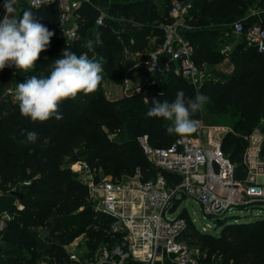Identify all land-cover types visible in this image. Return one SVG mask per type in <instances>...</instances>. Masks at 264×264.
I'll list each match as a JSON object with an SVG mask.
<instances>
[{
    "label": "trees",
    "instance_id": "16d2710c",
    "mask_svg": "<svg viewBox=\"0 0 264 264\" xmlns=\"http://www.w3.org/2000/svg\"><path fill=\"white\" fill-rule=\"evenodd\" d=\"M171 1L113 3L109 13L129 19L119 34L104 23L96 27L100 11L84 5L78 10L79 36L72 40L58 27L59 10L55 5L33 7L27 0L19 5L20 16L30 9L55 35L45 57L40 56L31 71L17 68L14 71L12 67L0 70V186L4 191L19 187L17 192L21 194L18 197L21 207L10 210L13 214L2 234L1 264H36L43 257L55 264H69L67 246L81 234L90 256L99 245L113 244L118 239L109 229L111 218L94 211L88 199V185L71 164L84 161L92 170L113 178L137 171L144 179L156 176L158 168L150 162L138 138L147 135L152 146H167L178 136L167 134L169 125L165 120L146 116L154 97L172 101L180 89L189 97H194L197 91L207 95L217 117L232 118L234 130L240 133H227L223 149L236 163L237 178L244 179L243 154L247 146L244 135L257 127L264 133V52L248 47L242 38L229 53L232 69L213 70V78L199 86L171 70L160 74L144 92H130L116 99L105 95V78L122 84L126 66L133 61L148 60L150 52L162 42L163 24L171 18ZM256 2L264 7V0H192L187 19L192 27L184 34L193 45L194 59L201 69L204 64L214 66L225 58L221 51L222 43L228 40V37L224 40L225 32ZM222 25L228 26L225 29ZM95 33L99 36L96 59L104 68L98 90L62 102L63 119L59 121L52 118L41 123L22 117L15 97L11 99L8 93L12 83L23 82L19 75L27 79L35 69H38L36 76L49 74L63 49L77 55L88 51L86 44ZM151 38H155L153 43ZM126 51H139L141 55L122 65ZM145 97L149 99L147 103ZM200 116L197 112L193 118L200 120ZM26 131L39 134L35 144L25 142ZM180 215L188 221L184 237L197 245L188 234L196 227L190 214L182 209ZM217 224L222 227L220 232H203L205 239L198 245L206 254L203 264H264V215L239 222L220 219ZM40 228L47 229L54 239L47 241L39 233ZM3 238L8 240L6 244ZM128 264L140 262L130 259Z\"/></svg>",
    "mask_w": 264,
    "mask_h": 264
},
{
    "label": "built area",
    "instance_id": "2783aa9c",
    "mask_svg": "<svg viewBox=\"0 0 264 264\" xmlns=\"http://www.w3.org/2000/svg\"><path fill=\"white\" fill-rule=\"evenodd\" d=\"M29 4L33 7L55 5L59 10L58 27L71 40L79 36L80 0H29ZM192 7V0L171 1V18L163 24L162 42L150 52L145 64L153 75L166 73L160 58L166 55L167 62H173L175 73L199 86L208 77L194 59L193 45L184 34L192 27L187 20ZM104 17L105 13H100L96 24H103ZM234 30L248 47L264 52L262 24L245 25L238 20ZM88 55L96 58V53L88 52ZM230 132L240 135L226 124L206 126L201 123L194 134L178 136L167 146H152L147 135L139 137L148 159L158 168L156 176L148 179H144L140 171L126 178H113L92 170L84 161L72 163V169L78 171L81 180L88 185V199L94 211L111 218L109 229L118 239L113 244L99 245L92 256L86 246L70 243L67 246L69 261L128 264L132 259L140 264H154L158 256L169 253L173 257L170 264H203L205 252L184 237L187 219L180 213L171 217L177 202L188 196L196 198L205 214L216 223L224 219L231 208L264 202V133L257 127L244 135L246 175L239 179L236 163L223 149L224 137ZM10 217L7 213L0 215V243ZM41 264L55 263L42 261Z\"/></svg>",
    "mask_w": 264,
    "mask_h": 264
},
{
    "label": "clouds",
    "instance_id": "9594fccd",
    "mask_svg": "<svg viewBox=\"0 0 264 264\" xmlns=\"http://www.w3.org/2000/svg\"><path fill=\"white\" fill-rule=\"evenodd\" d=\"M18 0H4V14L0 18V70L6 67L28 72L34 69L41 52L46 51L54 31L41 23L28 9L22 15H15ZM88 52H93L95 42L88 41ZM88 52L63 49L62 55L54 60L49 74L32 75L18 83L15 100L22 117L32 122H46L52 118L63 119L60 105L65 100H75L78 95L95 93L103 80V65ZM145 97V102H148ZM209 97L197 91L194 97L186 96L185 91H177L174 100L151 99V107L146 112L149 118H161L171 123L166 128L169 135L183 136L194 133L201 121L194 119L197 112L203 111ZM39 138L36 131H26L27 143L35 144Z\"/></svg>",
    "mask_w": 264,
    "mask_h": 264
},
{
    "label": "rangeland",
    "instance_id": "374dc122",
    "mask_svg": "<svg viewBox=\"0 0 264 264\" xmlns=\"http://www.w3.org/2000/svg\"><path fill=\"white\" fill-rule=\"evenodd\" d=\"M26 2V0H18V4L20 5L21 3ZM228 40H238L237 38H235L234 34H229ZM91 41L95 42V44H99V38L95 39L94 37L90 39ZM89 40V41H90ZM224 45V43H222ZM46 51L41 52L40 56L41 57H45ZM141 55V52H139L138 55H124V58L122 59L123 61H121V64L124 65L126 63V61H132L134 59H138V56ZM137 62V61H136ZM135 61L131 62V64L136 63ZM128 64L126 66L125 69V73H124V80L129 79L127 85L125 86V94L128 93L129 91H136L134 89H136V87L138 85H145L147 83H151L156 81V78L160 75H153L150 74L147 70V72L144 69V65L142 63H140L138 66H135L132 69H128L129 65ZM16 69V68H15ZM14 69V71H15ZM128 69V70H127ZM138 69V71L136 70ZM13 71V72H14ZM31 71V70H30ZM15 73V72H14ZM13 73V75H14ZM36 73H38V69L33 70L31 72L32 75H36ZM205 73L206 76L213 78L212 76L214 75L211 67H208L207 69H205ZM142 76H144L145 78L141 80ZM19 77L21 78V80H26L25 76H21L19 75ZM147 81V82H146ZM18 85V83L16 82V84L12 83V86H10L9 88L11 89V93L10 94V98L13 99L15 97V89L16 86ZM107 90L109 89V87H106ZM144 88L142 87L141 89H138V91H143ZM123 91V90H122ZM124 93V92H123ZM116 94V95H120ZM110 96H116L113 94H109ZM201 116H200V120L201 123L203 125H213V124H226L229 125L231 127H233V119H219L217 117V115L215 114L214 110L212 109V107L210 106L209 102L206 103L203 111L200 112ZM166 121V120H165ZM170 121H166V124H170ZM195 133V132H194ZM191 133V134H194ZM177 136V135H175ZM126 174H123L121 177L126 178ZM17 189L19 190L20 188L17 187ZM12 191H17L16 189H12L11 191H4L2 189V187L0 186V193H12ZM13 194V193H12ZM14 195V194H13ZM17 197V196H16ZM19 203V202H18ZM254 205V206H253ZM253 205H248L247 207L244 206H238V207H234L231 208L229 210L226 211V213L224 214V219H226L228 222H239V221H245V220H251L256 218L258 215H264V202H259ZM16 207L18 208L19 206L16 205ZM182 209H186L188 211V213L190 214L194 224L196 225V227L194 229H190V231H188L189 234V238L197 245H201V242L205 239L203 237V232H210V233H219L221 230V226L218 225L215 221L214 218H211L210 216L206 215L202 204L200 203V201H198L196 198L192 197V196H188L185 198H181L177 204H176V208L174 209V211L171 213V217L172 216H177L178 213L181 212ZM11 210V209H10ZM10 212V216L13 214L11 211ZM187 212L184 213V215H186ZM198 228V229H197ZM48 230L45 228H40L39 229V233L41 234L42 237H44L45 239H47V241H51L54 238L50 235L47 234ZM82 234L80 236H78L77 238H81ZM6 241L8 242V240H6V238H3V243L6 244ZM83 241V238H82ZM79 243H77V245H79V247H81V241H78ZM71 249L73 250V246H71ZM42 261H50L49 258H41L36 264H41ZM52 263V262H51ZM1 264V263H0Z\"/></svg>",
    "mask_w": 264,
    "mask_h": 264
},
{
    "label": "crops",
    "instance_id": "0c3cea01",
    "mask_svg": "<svg viewBox=\"0 0 264 264\" xmlns=\"http://www.w3.org/2000/svg\"><path fill=\"white\" fill-rule=\"evenodd\" d=\"M1 1L2 0H0V2ZM80 1H81L80 8L83 7L84 5H86V6L88 5L90 7L98 9L100 11L99 13L104 12L105 13L104 24L107 25L108 28L110 30H112L113 32H115L116 34H119L121 31H123L125 29L126 24L129 22V19L127 17H125V16H119V15L110 14L109 13L110 6L113 3H115V2H131V1H136V0H80ZM157 1H161V0H157ZM3 3L0 4V18H2L3 14H4ZM27 4H29V0H27ZM16 8H17V11H16L15 15L18 17V16H20V12H21V9H20V6H19L18 3L16 5ZM240 20L243 21L245 23V25L253 24V23H260V24H262L264 26V7L258 6V2H256L253 6H251L247 10L246 14ZM234 23L229 25L230 31L229 32H227V31L225 32L224 40L227 39V36H229V34H234L235 38H237L238 40L240 39V37L236 34V32L234 30ZM222 26H223V28L226 29V27L228 25H222ZM96 27H97V24H96ZM214 27H216V26H214ZM94 38L95 39L99 38L97 33H95ZM154 39L155 38H151L150 39V43H153ZM238 40L237 41L236 40H234V41L226 40L225 42H223L224 45H223L221 51L225 53V58L221 62L215 64L214 66H210L208 64H204V70L207 69L208 67H211L212 71L217 69V71L224 70L226 72H229L232 69V66H233L231 64V62H230V54L229 53L232 51L233 47L236 45ZM96 45L97 44H95L94 51L91 52L92 54L96 53ZM126 53H127V55H135V54L138 55L139 51L135 52V53H129L128 51H126ZM160 58H161V63H163V65L166 66V72H168L170 70H174L173 69V66H174L173 62L172 61L171 62H167L168 56L161 55ZM140 63H142L144 65V69L146 71L147 69H146L145 61H140V62L137 61L136 63L129 65L128 69H132L135 66H138ZM136 70L138 71V69H136ZM144 78L145 77L142 76L141 80L144 79ZM208 78H209V76H208ZM128 80L129 79H127V80L125 79L122 84H117V83L113 82L111 79L105 78L103 80V89H104L105 95L108 98H111V99H116V98L122 97L123 95H125V92H126L125 91V86L129 82ZM153 83L154 82L147 83L145 85H138L136 87V89H134V90L138 91L137 88L141 89L142 87L143 88H145L147 86L150 87ZM106 87H109V89L107 90ZM143 90L145 91V89H143ZM10 91H11V89H9L8 93H11ZM136 91H129L128 93H130V92L133 93V92H136ZM119 93H121V94L120 95H116V94H119ZM109 94H113V95H116V96H110ZM14 189L18 190L17 188H14ZM16 205L21 207V203H20V200H19L18 197L13 195L11 192L8 193V194L0 193V215L5 214V213L10 215L9 210L12 209ZM82 238H83V241H82ZM79 240L81 241V243H80L81 246L84 247L85 246L84 236H81V238H79V239L76 238L72 242V244L76 245L77 243H79L78 242ZM0 248H1V244H0ZM1 256H2V254H0V257ZM172 258L173 257H172L171 254L164 253L163 255L158 256L155 259L154 264H170L171 261H172ZM69 264H80V262L79 261H71V262H69ZM106 264H110V263H106Z\"/></svg>",
    "mask_w": 264,
    "mask_h": 264
},
{
    "label": "water",
    "instance_id": "95a60500",
    "mask_svg": "<svg viewBox=\"0 0 264 264\" xmlns=\"http://www.w3.org/2000/svg\"><path fill=\"white\" fill-rule=\"evenodd\" d=\"M12 193H13L15 196H17V197H20V196H21V194H20L19 192H17V191H12Z\"/></svg>",
    "mask_w": 264,
    "mask_h": 264
}]
</instances>
